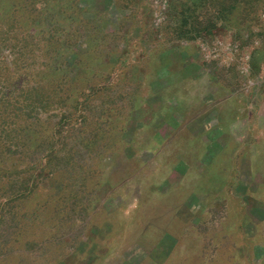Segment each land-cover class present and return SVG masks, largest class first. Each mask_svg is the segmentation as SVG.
I'll use <instances>...</instances> for the list:
<instances>
[{"label": "rangeland", "instance_id": "rangeland-1", "mask_svg": "<svg viewBox=\"0 0 264 264\" xmlns=\"http://www.w3.org/2000/svg\"><path fill=\"white\" fill-rule=\"evenodd\" d=\"M182 1L0 0V264H264V0Z\"/></svg>", "mask_w": 264, "mask_h": 264}, {"label": "trees", "instance_id": "trees-1", "mask_svg": "<svg viewBox=\"0 0 264 264\" xmlns=\"http://www.w3.org/2000/svg\"><path fill=\"white\" fill-rule=\"evenodd\" d=\"M207 0H198V2L200 3V8L205 6V2ZM209 3V1H208ZM208 3H207V6H208ZM180 7L186 9V10H189V12L187 13V15L185 16L184 20H183V16H180V20H179V28L181 26H183L182 28H184L185 26L188 25L187 23V19L190 20L192 17H190V14H193L192 10L190 9V7L192 8H196L198 4H196V2L192 1V0H183L182 2L179 3ZM182 5V6H181ZM207 9V8H206ZM205 10V9H204ZM196 11V10H195ZM210 15V14H209ZM194 15H193V19H194ZM209 19V16L207 17ZM196 20V19H195ZM185 21V22H184ZM205 22L206 21V14L204 15V17L200 18V20L198 21L199 23L200 22ZM185 28L184 29H180L179 30V33H181L180 35V39H183L184 38V35H185V32H184ZM188 40H190V38H186ZM3 224V219L0 218V227L1 225Z\"/></svg>", "mask_w": 264, "mask_h": 264}, {"label": "crops", "instance_id": "crops-1", "mask_svg": "<svg viewBox=\"0 0 264 264\" xmlns=\"http://www.w3.org/2000/svg\"><path fill=\"white\" fill-rule=\"evenodd\" d=\"M177 245H182V242H178Z\"/></svg>", "mask_w": 264, "mask_h": 264}]
</instances>
